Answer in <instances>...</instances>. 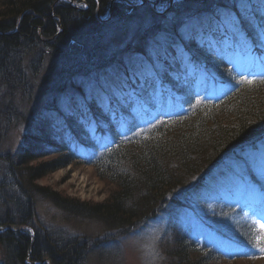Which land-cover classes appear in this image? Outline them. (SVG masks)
I'll return each instance as SVG.
<instances>
[{
    "label": "trees",
    "instance_id": "trees-1",
    "mask_svg": "<svg viewBox=\"0 0 264 264\" xmlns=\"http://www.w3.org/2000/svg\"><path fill=\"white\" fill-rule=\"evenodd\" d=\"M133 1L0 0V141L23 116L16 95L28 99L32 79H40L46 92L60 93L75 75L113 66L90 87L71 82L74 93L52 97L21 147L0 153L5 209L0 264H86L84 238H64L34 224V192L117 233L170 210V218L184 213L214 222L225 216L229 222L212 228L211 235L226 241L233 237L237 248L252 250L249 255L257 249L255 222H264V212L261 219L254 213L245 218L244 207L223 197L237 180V158L242 182L264 196V180L242 158L264 146V73L259 71L264 68V0H243L247 10L242 0H153L167 3V12L192 16L166 25L169 40L156 45L153 55L140 50L131 59L116 60L106 53L112 51L106 49L108 28L146 18L148 28L160 24L161 14L148 6L150 0L128 5ZM106 14L110 17L102 20ZM227 15L235 26L223 23ZM225 35L242 38L241 45H234L241 55L255 58L253 78L250 66L233 65L234 45L224 47ZM52 153L56 156L40 165L29 164ZM74 162H89L114 185L104 203L86 204L34 183ZM232 210L241 220L228 234L224 230L233 228ZM173 245L172 254L182 264L226 257L220 245L199 241L188 231L175 233ZM246 253L239 258H248Z\"/></svg>",
    "mask_w": 264,
    "mask_h": 264
},
{
    "label": "rangeland",
    "instance_id": "rangeland-1",
    "mask_svg": "<svg viewBox=\"0 0 264 264\" xmlns=\"http://www.w3.org/2000/svg\"><path fill=\"white\" fill-rule=\"evenodd\" d=\"M143 0L133 1L135 4L141 5ZM172 3V1H170ZM169 2V3H170ZM153 12L161 14L160 24L155 29L148 28L146 23H149V19L141 21H133L130 24H124L122 26L108 28L105 42L107 43L106 49L112 50L106 51L107 54L112 53L114 59H131L135 54L141 53L140 50L148 52L153 55L155 52L153 48L156 45H162L168 41V34L165 31L166 25L176 19H187L189 13L174 14L167 12L169 7L167 3L157 5L153 0L148 3ZM108 15L101 17L102 20H107ZM197 19V18H196ZM194 19L190 24L195 23L199 25V21ZM224 20V17L221 18ZM199 22V23H198ZM202 22V21H201ZM195 25V24H194ZM198 27V26H197ZM142 31H145L142 33ZM224 47L231 49L232 45H241L242 38L239 40L234 39V36L225 35ZM234 40V41H233ZM105 43V44H106ZM222 45V46H223ZM234 47V56L232 63L235 67L245 69L249 67V78H253V67L256 62L255 58L249 54L238 53L236 47ZM236 50V51H235ZM105 53V52H104ZM232 53V52H231ZM254 58V59H253ZM257 65H260L257 63ZM256 66V65H255ZM113 66L102 67L100 69L93 70L89 74L81 76L75 75L71 82L76 84H83L86 87H90L96 78H102L112 72ZM260 73L264 72V68L259 69ZM40 79H32V94L28 99H24L20 93L16 95L17 109L22 112V117L15 124L12 123L5 131L4 137L0 141V153H15L22 145V140L29 132L33 120L46 112L52 97H67L74 93V87L68 83L66 88L59 92H46L44 85L39 83ZM23 97V98H22ZM55 153L41 156L34 160H31L29 164L40 165L42 162L47 161L55 157ZM244 158L249 165L255 176L264 180V147H260L257 151L248 152L244 155ZM235 160V164L237 163ZM233 163L234 172H238L233 185V191L227 194L224 199L232 206H242L246 209L243 210V217H247L252 212L262 217L264 212V196L259 194L258 197L253 190L248 189L246 184L241 180L242 170L239 169ZM4 168L0 164V181L2 180L1 170ZM244 175V174H243ZM234 176L230 173V177ZM236 179V178H235ZM38 187H45L51 191H55L62 196L68 198L77 199L80 202L98 204L104 203L111 191L114 189V185L108 181L102 180L97 172L93 169L89 163H77L63 166L61 168L53 170L43 174L41 178H38L34 182ZM33 197V219L34 224L37 227L48 229L52 232H58L64 238H84L87 248L86 264H182L177 261V258L172 254L174 245L175 233L190 232L199 239V241L216 243L220 245L223 253L226 257L223 260L216 261L209 264H262L264 254H261L258 249L253 250V254L248 253L251 249L237 248V243L233 237H230L229 241L224 238L212 236L210 231L218 229L220 225L227 224L225 216L218 217L213 221L204 220L199 217L189 216L184 213H178V217L170 218L172 211H167L163 216L153 219L152 221L144 222L141 226H133L129 228L127 232L117 233L111 228H107L101 221H97L93 218H84L81 216H74L53 204L45 196L34 192ZM262 199V200H261ZM0 198V217L4 214L5 209ZM210 204H206L209 211ZM213 207V205H211ZM231 213V212H230ZM232 219L234 220L233 228L224 232L233 234L236 232L237 224H240V220H237L235 212L232 210ZM231 215H228L230 217ZM227 217V216H226ZM227 217V218H228ZM177 218V219H176ZM264 224V222H259ZM259 224L256 225L258 229ZM206 225V226H205ZM20 227V229H23ZM207 228V230H206ZM175 232V233H174ZM210 232V233H208ZM233 232V233H232ZM207 233V234H205ZM247 251L246 256L238 257L236 254ZM252 251V250H251ZM3 247L0 245V262L2 261ZM246 259V260H245Z\"/></svg>",
    "mask_w": 264,
    "mask_h": 264
},
{
    "label": "snow or ice",
    "instance_id": "snow-or-ice-1",
    "mask_svg": "<svg viewBox=\"0 0 264 264\" xmlns=\"http://www.w3.org/2000/svg\"><path fill=\"white\" fill-rule=\"evenodd\" d=\"M242 8L244 10H247L248 5L247 3H244L242 0V4H241ZM223 23L226 25H232L235 26L236 21L233 17H231L230 15L225 16ZM247 83H252V81H247ZM257 224H259V222H255ZM253 246L255 248H257L259 250V252L261 254H264V224H259V227L256 231V235L253 237Z\"/></svg>",
    "mask_w": 264,
    "mask_h": 264
},
{
    "label": "water",
    "instance_id": "water-1",
    "mask_svg": "<svg viewBox=\"0 0 264 264\" xmlns=\"http://www.w3.org/2000/svg\"><path fill=\"white\" fill-rule=\"evenodd\" d=\"M128 3V5H130V6H132V5H134V6H138L139 4H135V3H130V2H127Z\"/></svg>",
    "mask_w": 264,
    "mask_h": 264
}]
</instances>
